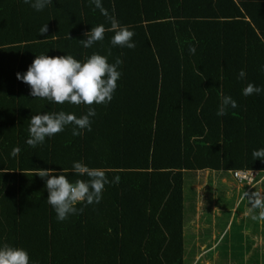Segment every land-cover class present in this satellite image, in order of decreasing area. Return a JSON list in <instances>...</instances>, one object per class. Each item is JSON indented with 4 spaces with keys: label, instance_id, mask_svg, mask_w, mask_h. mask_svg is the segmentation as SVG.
I'll return each mask as SVG.
<instances>
[{
    "label": "trees",
    "instance_id": "trees-1",
    "mask_svg": "<svg viewBox=\"0 0 264 264\" xmlns=\"http://www.w3.org/2000/svg\"><path fill=\"white\" fill-rule=\"evenodd\" d=\"M101 4L134 32L135 48L113 46L107 30L91 47L81 44L92 27H110L92 0H52L42 11L24 0H0V246L26 250L30 264H183V171L264 172V160L252 155L264 148V91L243 95L249 83L264 89V0ZM93 53L122 64L112 100L91 106V131L74 136V125H66L28 145L33 115L79 118L88 107L34 98L17 73L41 54L83 62ZM222 96L238 106L218 116ZM78 161L119 182L105 185L99 203H79L82 212L59 221L47 202V178L35 174L64 170L70 181L87 180L72 173ZM240 204L248 208L247 197L236 209ZM248 209L244 218L238 209L246 228L257 223V210ZM239 237L223 256L232 264L258 263L255 252L246 259Z\"/></svg>",
    "mask_w": 264,
    "mask_h": 264
},
{
    "label": "clouds",
    "instance_id": "clouds-1",
    "mask_svg": "<svg viewBox=\"0 0 264 264\" xmlns=\"http://www.w3.org/2000/svg\"><path fill=\"white\" fill-rule=\"evenodd\" d=\"M25 3L36 11H42L52 0H24ZM96 8L101 10L110 21V27L97 25L85 33L86 39L80 40L85 48L104 39L105 31L114 33L111 38L113 46L135 48L132 42L134 32L127 26H121L114 17L108 16L102 7L101 0H92ZM48 32L45 24L40 29V35ZM189 52L195 54V47L190 46ZM122 60L117 58L115 63L110 64L104 55L93 53L83 62L71 55L48 56L38 55L24 74L17 73V79L27 84L30 95L34 98L47 99L56 104L85 105L88 107L87 114L77 118L76 115L60 111L58 113H46L33 115L30 119L29 138L26 143L32 147L42 144L46 137H51L62 132L66 125H74L73 135L78 136L83 129L91 131L90 117L96 115L94 104H105L112 100L117 87V81L121 76L118 67ZM246 73L239 72L238 78L243 79ZM264 89L251 83L243 89V95L260 94ZM238 105L230 96H222L218 116H223L229 107L236 108ZM19 149H13V155L18 154ZM253 157L264 160V148L254 150ZM252 169V168H251ZM256 170V169H255ZM72 173L77 177L86 176L88 179L77 178L70 181L65 171L54 174L51 169H39L35 174L46 179L48 191L47 202L55 210L59 221L66 220L70 215L82 212L77 209L79 203H99L102 191L108 183H118L119 178L109 181L105 171L101 168H90L82 162H74ZM264 173V172H261ZM260 177L259 171L255 175V181ZM246 183V182H245ZM249 201V213L259 210L257 215H252L253 220L264 221V192L256 191L249 195L245 193ZM0 264H30L29 254L22 248L12 247L8 244L0 246Z\"/></svg>",
    "mask_w": 264,
    "mask_h": 264
},
{
    "label": "rangeland",
    "instance_id": "rangeland-1",
    "mask_svg": "<svg viewBox=\"0 0 264 264\" xmlns=\"http://www.w3.org/2000/svg\"><path fill=\"white\" fill-rule=\"evenodd\" d=\"M234 180L227 170L185 169L183 171L182 190L185 213L183 222V264H205L204 258L209 259L208 264L231 263L230 259L223 256V250L227 245L229 246V242L234 247L238 244L240 238L239 227H241L238 209L242 208L241 204L238 209L235 206L232 210L228 229L225 235L215 243L214 249L202 254V251L205 250L203 249L194 262H192V258L200 249V242L209 244L211 240L209 238L210 229L214 231L215 237L217 236L220 226L227 220L232 203L238 202L241 198L245 182L242 181V186L238 181H236L238 184L232 185L231 182H234ZM254 192V189H252L248 194L251 195ZM194 224H196L195 227ZM259 230L264 233V221L262 225H259ZM254 263L264 264V250L259 249L258 263L254 259L246 262V264ZM233 264L242 263L235 262Z\"/></svg>",
    "mask_w": 264,
    "mask_h": 264
},
{
    "label": "crops",
    "instance_id": "crops-1",
    "mask_svg": "<svg viewBox=\"0 0 264 264\" xmlns=\"http://www.w3.org/2000/svg\"><path fill=\"white\" fill-rule=\"evenodd\" d=\"M231 183H232V185H236L237 182H236V180H234V182H231ZM239 183L242 186V181L239 182ZM243 187L244 188L242 190L241 198L238 200V202H233L232 203L230 212H229V214L227 216V220L222 226H220V231L218 232L217 236L215 237L214 231H212V229H210L211 234H210L209 238L211 240H210L209 244L204 243V242H200L201 244L199 243V248L200 249L197 251V253L192 258V262H194V260L197 258V255L200 254L203 249H205L204 250L205 252L202 251V254L207 253L208 251L214 249V247L216 246L215 243L218 241V239H220L223 235H225V233H226V231L228 229L229 220H230L231 215H232V210L234 209L235 206H238V204H239V202H241V200L246 198L245 193H248L252 189H254L255 192L256 191L264 192V190H263V188H264V173H262V175H260V177H258V179L256 181H254L252 183H245L243 185ZM249 206L250 205H248V208H249ZM248 208L242 206V211L240 212V214H241V216L243 218L247 214V209ZM258 211L259 210H257V212H256L257 214H258ZM256 222H257L256 225H254V226H252L250 228H246V226H244L243 223L241 224V227H239L240 234H241L240 243H242L243 249L245 248L244 252L246 254H248V255H246V259L248 258V256H254V252H256L257 256H258L259 249L264 250V235L261 232V230H259V225H262V221H259L257 219ZM195 226H196V224H194V227ZM226 249H227L226 253H228V258H229V255L231 253L230 245L229 246L227 245ZM244 258H245V256L243 257V259ZM210 259H212V258L210 257ZM208 260H209L208 258H204V263L208 264ZM228 264H232V263L229 262ZM244 264H246V262H244Z\"/></svg>",
    "mask_w": 264,
    "mask_h": 264
},
{
    "label": "built area",
    "instance_id": "built-area-1",
    "mask_svg": "<svg viewBox=\"0 0 264 264\" xmlns=\"http://www.w3.org/2000/svg\"><path fill=\"white\" fill-rule=\"evenodd\" d=\"M231 176L238 182L244 181L246 183H252L255 181V175L257 170L255 169H247V168H239L233 169L230 171Z\"/></svg>",
    "mask_w": 264,
    "mask_h": 264
}]
</instances>
